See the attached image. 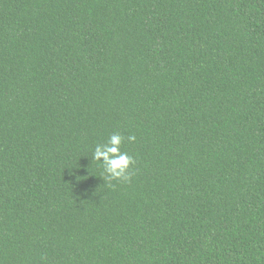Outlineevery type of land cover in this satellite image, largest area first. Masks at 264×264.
<instances>
[{"label": "trees", "instance_id": "16d2710c", "mask_svg": "<svg viewBox=\"0 0 264 264\" xmlns=\"http://www.w3.org/2000/svg\"><path fill=\"white\" fill-rule=\"evenodd\" d=\"M0 264H264V0H0Z\"/></svg>", "mask_w": 264, "mask_h": 264}, {"label": "clouds", "instance_id": "9594fccd", "mask_svg": "<svg viewBox=\"0 0 264 264\" xmlns=\"http://www.w3.org/2000/svg\"><path fill=\"white\" fill-rule=\"evenodd\" d=\"M123 140L121 135L113 134L104 144L97 145L92 154V159L103 165V179L107 181H131L130 168L134 164V158L121 151ZM128 140L134 142L136 137L131 135Z\"/></svg>", "mask_w": 264, "mask_h": 264}]
</instances>
